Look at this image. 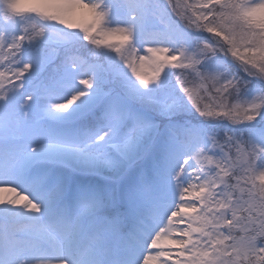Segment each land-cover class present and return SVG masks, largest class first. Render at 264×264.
Instances as JSON below:
<instances>
[{
    "label": "snow or ice",
    "instance_id": "obj_1",
    "mask_svg": "<svg viewBox=\"0 0 264 264\" xmlns=\"http://www.w3.org/2000/svg\"><path fill=\"white\" fill-rule=\"evenodd\" d=\"M0 264H264V0H0Z\"/></svg>",
    "mask_w": 264,
    "mask_h": 264
}]
</instances>
